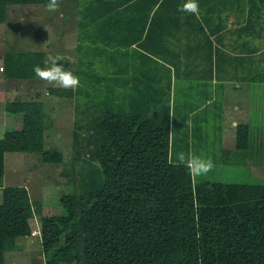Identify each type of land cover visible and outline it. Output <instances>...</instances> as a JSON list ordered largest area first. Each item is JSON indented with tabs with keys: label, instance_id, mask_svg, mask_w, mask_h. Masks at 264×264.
<instances>
[{
	"label": "trees",
	"instance_id": "obj_1",
	"mask_svg": "<svg viewBox=\"0 0 264 264\" xmlns=\"http://www.w3.org/2000/svg\"><path fill=\"white\" fill-rule=\"evenodd\" d=\"M60 1L66 13L75 8L82 28L78 48L86 46V62L79 59L75 68L74 61H61L80 85L48 87L55 96L74 97L72 189L60 197L64 212L44 214L24 184H3L5 152L37 150L46 162L65 161L60 149L46 146L45 101L8 100L7 112L23 114L22 127L0 137V264L6 251L21 248L17 238L32 233L29 219L36 215L45 264H264V177L227 174L243 165L250 125L237 126L236 148L222 161L231 166L220 171L215 165L194 177L169 162L176 114L170 79L159 74L156 81L138 82L133 44L158 63L151 54L167 60L155 41L161 46L174 27L187 29L189 13L178 11L184 0ZM40 2L48 0H0V21L10 4ZM211 49L203 51L210 58ZM45 58L41 50H10L6 74L35 77L34 67L44 66ZM150 70L145 66L143 74Z\"/></svg>",
	"mask_w": 264,
	"mask_h": 264
},
{
	"label": "crops",
	"instance_id": "obj_2",
	"mask_svg": "<svg viewBox=\"0 0 264 264\" xmlns=\"http://www.w3.org/2000/svg\"><path fill=\"white\" fill-rule=\"evenodd\" d=\"M240 4L243 7L239 6ZM199 6L198 16L186 14L187 29L174 27L166 34V42H162L161 46L155 41L154 49H163L168 56L167 60L157 54H151L158 63L146 57L148 51L142 49L138 43L133 44V47H136L134 64L138 69V82L144 84L156 81L160 75L170 79L175 112L178 101L184 109L183 116L186 117L188 132L189 126L198 125L200 139L208 133L209 115H214L213 124L222 132L220 149L225 156L226 152L236 148L239 123L249 124L252 133L255 130L262 133L258 138L252 136L249 151L243 154L242 163H245L246 157L252 152L260 148L264 151V80L261 79L264 76V0H199ZM252 6L254 11H251ZM210 46L212 58L203 53ZM78 47L77 45L74 66L79 59H85L86 62V51L80 52ZM124 60H120L121 65ZM109 65L110 63H106L104 67ZM145 66H149L151 70L143 74ZM257 91L258 96L261 95L259 98ZM54 98L58 100L60 97ZM18 114H21L22 119V111L9 114L10 125L15 126L12 128L22 127V122L18 123V126L14 125V122L17 123ZM3 116L6 119L7 115ZM6 130L4 129L0 137L4 136ZM185 137L175 136L174 131L172 150L176 141H185ZM235 167L234 164L233 169ZM253 177L260 178L257 175ZM3 184L7 185L5 182ZM10 184L26 186L24 182ZM1 194L0 188V196ZM28 241L41 242V233L21 235L17 238L20 245L21 242L27 245Z\"/></svg>",
	"mask_w": 264,
	"mask_h": 264
},
{
	"label": "rangeland",
	"instance_id": "obj_3",
	"mask_svg": "<svg viewBox=\"0 0 264 264\" xmlns=\"http://www.w3.org/2000/svg\"><path fill=\"white\" fill-rule=\"evenodd\" d=\"M74 14L75 8H69L66 13L61 1L56 12L46 11L45 4L41 2L15 3L9 5L6 19L0 21V135L4 129L15 127L9 122L11 113L6 110L7 101L13 98L30 99L39 96L38 98L45 101L47 113L45 116L46 146L60 149L65 159L63 163L55 164L44 161L37 150L5 152L3 182L7 185L12 182H24L31 197L34 200H40L44 214L64 212L60 197L72 189L70 175L67 172L71 169L69 161L73 143L74 97L62 95L56 100L55 95L48 90L51 85L36 76L32 78L7 76L4 55L10 50H41L46 54L45 59L49 55H63L64 60L75 63V51L79 42L78 32L82 31V28L78 25ZM84 48L79 50L83 52ZM256 95L257 98L261 96H258V91ZM257 98L256 103L259 101ZM176 104L177 112L173 116L175 136L185 135L186 140L176 141L172 150L173 156L181 151L191 152L198 156L211 157L214 165L220 166V171L221 168L231 166L229 164L220 165L225 155L220 149L222 132L213 124L214 115H209L210 127L202 140L198 135L200 132L198 125L189 126L190 133L188 132L182 104L178 101ZM172 105L174 106V103ZM3 115H7L6 119ZM20 115L17 116V123L14 122V125L18 126V123L22 122ZM262 128L264 129V126ZM261 134L256 130L253 133L256 138ZM262 141L264 142V139ZM251 154L246 157L247 160L243 165H236L233 170L227 169V174L232 173V179L251 180L253 175L264 177V151L260 148ZM212 175L218 177L217 172ZM29 222L33 229L40 228L38 215L30 218ZM22 238L26 239V237ZM41 248L42 243L39 241H28L27 245L21 242V248L5 252V264H45Z\"/></svg>",
	"mask_w": 264,
	"mask_h": 264
},
{
	"label": "clouds",
	"instance_id": "obj_4",
	"mask_svg": "<svg viewBox=\"0 0 264 264\" xmlns=\"http://www.w3.org/2000/svg\"><path fill=\"white\" fill-rule=\"evenodd\" d=\"M60 6V0H48L45 4V9L48 12H56ZM178 11L199 15L200 6L199 0H184L178 6ZM65 57L63 55H49L44 61V66L37 65L33 71L35 76L48 85L59 86L61 88L75 89L80 85V78L70 69H66L61 61ZM174 166L183 165L189 170V173L194 177L208 175L214 168V161L211 157H202L194 153H185L183 151L175 154Z\"/></svg>",
	"mask_w": 264,
	"mask_h": 264
},
{
	"label": "built area",
	"instance_id": "obj_5",
	"mask_svg": "<svg viewBox=\"0 0 264 264\" xmlns=\"http://www.w3.org/2000/svg\"><path fill=\"white\" fill-rule=\"evenodd\" d=\"M32 232L33 233H41V228H39V229L38 228L37 229L32 228Z\"/></svg>",
	"mask_w": 264,
	"mask_h": 264
}]
</instances>
